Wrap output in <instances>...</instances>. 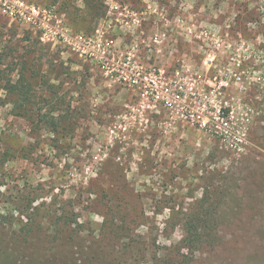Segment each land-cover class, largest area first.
<instances>
[{
    "label": "rangeland",
    "instance_id": "374dc122",
    "mask_svg": "<svg viewBox=\"0 0 264 264\" xmlns=\"http://www.w3.org/2000/svg\"><path fill=\"white\" fill-rule=\"evenodd\" d=\"M91 1L0 0L32 97L20 117L0 89V228L24 260L59 231L80 264H264V0ZM206 194L217 240L188 250Z\"/></svg>",
    "mask_w": 264,
    "mask_h": 264
},
{
    "label": "trees",
    "instance_id": "16d2710c",
    "mask_svg": "<svg viewBox=\"0 0 264 264\" xmlns=\"http://www.w3.org/2000/svg\"><path fill=\"white\" fill-rule=\"evenodd\" d=\"M93 1H91L92 5L89 3L91 10L96 8L95 3H97V0ZM27 50L31 52L34 51L33 46L30 45ZM2 75L3 73L0 70V89L4 90L7 95L14 97V100H12L14 115L28 117L26 115L31 111L30 105L32 104V97L29 89L25 88L24 75L20 73L17 80L14 82L9 79L5 80ZM2 81H4V84H2ZM46 89L50 95H56L55 90L58 88L55 86H47ZM39 113L37 114L39 118L37 123H41L44 126H52L54 132L64 130V126H61L60 128L61 122H65V124L69 123L67 119L68 111L63 113V116L65 117L58 116V118H48L51 111L47 112V114ZM4 161V158L0 156V163H3ZM209 194L211 195V193ZM213 210L214 204L212 197L206 194L199 201V208L196 210L195 214L188 217L182 225L184 231L182 239L183 247L192 250L197 249L203 244L213 245L215 243L217 239L212 231L213 227L218 225V220H220V218L215 216ZM1 226L3 225L1 224ZM0 230L5 231L3 228H0ZM5 232L6 233H2V237L0 236V245L3 244L0 246V264H54L55 262V264L60 262H62V264H80L79 260L73 259V244L60 235L59 231L54 233V236L56 237L55 243H52V246L46 251L47 254L45 256H43V252L45 251L43 250L44 248H42L43 245H39L38 243V246H42L40 247L41 250L37 248L35 255L33 257L28 256L29 258H26V260L23 259V255L26 254V245L20 243L18 236L15 234H9L7 233L8 231ZM23 240L25 241V238ZM27 240L25 242H27ZM83 250L86 251L87 248L84 247ZM36 255L38 257H36ZM86 255V259H88L87 264H95V262H98L101 259L98 257V254H94V252L91 251L90 253H86Z\"/></svg>",
    "mask_w": 264,
    "mask_h": 264
},
{
    "label": "built area",
    "instance_id": "2783aa9c",
    "mask_svg": "<svg viewBox=\"0 0 264 264\" xmlns=\"http://www.w3.org/2000/svg\"><path fill=\"white\" fill-rule=\"evenodd\" d=\"M4 11H6L5 9H3ZM7 10H9V7L7 6ZM9 14L10 15H14L12 11L9 10Z\"/></svg>",
    "mask_w": 264,
    "mask_h": 264
}]
</instances>
